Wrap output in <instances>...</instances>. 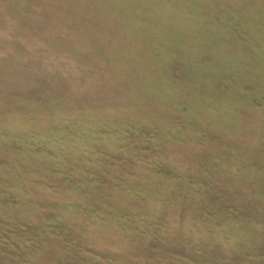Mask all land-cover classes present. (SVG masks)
Wrapping results in <instances>:
<instances>
[{
    "label": "rangeland",
    "instance_id": "374dc122",
    "mask_svg": "<svg viewBox=\"0 0 264 264\" xmlns=\"http://www.w3.org/2000/svg\"><path fill=\"white\" fill-rule=\"evenodd\" d=\"M0 264H264V0H0Z\"/></svg>",
    "mask_w": 264,
    "mask_h": 264
}]
</instances>
